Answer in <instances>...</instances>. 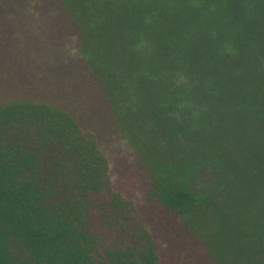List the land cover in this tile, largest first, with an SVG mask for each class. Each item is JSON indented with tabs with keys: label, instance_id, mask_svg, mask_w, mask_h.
I'll list each match as a JSON object with an SVG mask.
<instances>
[{
	"label": "trees",
	"instance_id": "trees-1",
	"mask_svg": "<svg viewBox=\"0 0 264 264\" xmlns=\"http://www.w3.org/2000/svg\"><path fill=\"white\" fill-rule=\"evenodd\" d=\"M0 264H264V0H0Z\"/></svg>",
	"mask_w": 264,
	"mask_h": 264
},
{
	"label": "rangeland",
	"instance_id": "rangeland-1",
	"mask_svg": "<svg viewBox=\"0 0 264 264\" xmlns=\"http://www.w3.org/2000/svg\"><path fill=\"white\" fill-rule=\"evenodd\" d=\"M199 166L187 169L185 172H179V174L174 173V171L168 168H163L162 171L179 178L190 186L202 199L210 198L213 203L218 202L221 210L226 211L229 209V202L225 194V169L223 165L220 162L212 161V163H204ZM211 207L214 206L212 205ZM212 213L211 223L217 224L219 213L215 207L212 209Z\"/></svg>",
	"mask_w": 264,
	"mask_h": 264
}]
</instances>
